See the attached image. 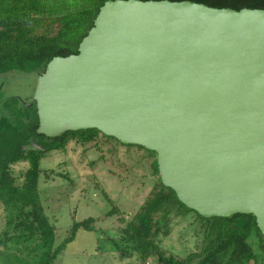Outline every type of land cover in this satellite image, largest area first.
I'll return each instance as SVG.
<instances>
[{"label":"water","instance_id":"95a60500","mask_svg":"<svg viewBox=\"0 0 264 264\" xmlns=\"http://www.w3.org/2000/svg\"><path fill=\"white\" fill-rule=\"evenodd\" d=\"M32 100L38 134L96 128L155 151L188 208L253 214L264 236V10L108 0Z\"/></svg>","mask_w":264,"mask_h":264},{"label":"trees","instance_id":"16d2710c","mask_svg":"<svg viewBox=\"0 0 264 264\" xmlns=\"http://www.w3.org/2000/svg\"><path fill=\"white\" fill-rule=\"evenodd\" d=\"M106 1L0 0V74L20 71L36 72L39 76L52 58L77 54L79 43ZM168 1H191L237 11L264 10V0ZM37 127L32 98H0V264H61L66 245L79 229L94 231L97 220L111 215L117 221L114 232L104 233L96 240L95 251L101 257L129 260L125 264H264V236L255 216L237 213L231 218H206L188 208L172 188L162 183L155 151L122 144L96 128L46 137L36 132ZM122 146L136 149L138 159L128 166L123 161L118 163L119 172L127 173L130 166H143L153 179L140 205L125 216L115 200L101 189L110 208L97 218L73 219L67 234L56 242L55 219L46 211L50 198L41 197L40 183L59 179L66 181L60 183L62 186H72L73 179L66 168L67 159L48 168L40 166V161L49 155L66 156L70 148L79 154L85 169L90 165L92 169L100 162L111 163ZM92 150L97 157L86 160ZM22 163L25 168L15 171L14 167ZM85 178L92 179L90 175ZM93 182L101 188L99 181ZM183 221L191 240L182 242L180 252L165 241Z\"/></svg>","mask_w":264,"mask_h":264},{"label":"rangeland","instance_id":"374dc122","mask_svg":"<svg viewBox=\"0 0 264 264\" xmlns=\"http://www.w3.org/2000/svg\"><path fill=\"white\" fill-rule=\"evenodd\" d=\"M38 74L36 72L11 71L0 74V98L19 96L23 100H29L33 96ZM131 153L129 156L126 153ZM136 149L119 148V155L113 157L111 163H98L90 169L84 168L80 162L81 157L70 148L66 156L49 155L40 161L42 167H56L62 159L68 160L67 169L73 179L72 186H62L66 181L41 182V197H49L47 202V214L55 219L56 237L59 242L68 231L73 219L80 221L88 217L97 218L110 208V202L102 196L101 189H104L110 199L123 211L125 216L131 215L140 205L145 193L151 186L152 177L145 173L143 166L128 167L127 173L119 172L118 163L128 166L134 163L138 156ZM97 157V152L92 150L87 153L86 160ZM145 165V164H144ZM22 163L14 167L15 171L25 168ZM126 168V167H125ZM143 174L146 177H143ZM90 175L91 181L85 177ZM93 181H99L101 188H96ZM3 225L2 214L0 215V226ZM96 229L87 231L79 229L72 241H70L62 254L61 264H125L129 260L120 261L112 259L109 255L101 257L95 251L96 240L104 233H113L117 226L114 215L107 216L103 220L96 221ZM184 239V240H183ZM182 240V241H181ZM187 240V241H186ZM189 229L186 221L175 226L173 233L165 241L166 245H173L176 251L183 252V243H189ZM183 242V243H182ZM184 244H187V243ZM182 248V249H181Z\"/></svg>","mask_w":264,"mask_h":264}]
</instances>
